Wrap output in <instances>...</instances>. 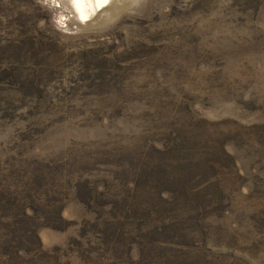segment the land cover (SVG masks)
Returning <instances> with one entry per match:
<instances>
[{
  "label": "rangeland",
  "instance_id": "obj_1",
  "mask_svg": "<svg viewBox=\"0 0 264 264\" xmlns=\"http://www.w3.org/2000/svg\"><path fill=\"white\" fill-rule=\"evenodd\" d=\"M93 1L0 0V202L31 195L64 219L26 252L0 247V264H126L107 237L139 241L147 213L168 222L189 201L168 196L192 194L223 146L225 205L202 211V233L165 224L144 264H264V3ZM98 192L116 216L83 199Z\"/></svg>",
  "mask_w": 264,
  "mask_h": 264
},
{
  "label": "trees",
  "instance_id": "obj_2",
  "mask_svg": "<svg viewBox=\"0 0 264 264\" xmlns=\"http://www.w3.org/2000/svg\"><path fill=\"white\" fill-rule=\"evenodd\" d=\"M253 3H256V5H258L256 8V13L258 14L259 10L263 6L262 4L264 3V0H255ZM193 113L195 112L193 111ZM182 139H185V138L181 137L179 140H182ZM225 148L226 147L224 146L220 148L217 156L214 157V160L208 166H205L204 169L202 170V173L197 174L195 178L192 180L190 184L191 189H192L191 190L192 194L179 195V193H177V194L168 196V199L166 200L177 201L178 197H182V198L187 197L186 200H189L188 202H186L187 203V205H185L186 208L185 206H184V209L182 210L179 208V211L181 212H179L177 208L172 211L168 210V211L162 212V213L171 212L170 215L167 217V218H170L168 222H163V220H159V219L157 220L156 217L151 216V213H147L148 215L146 217H144L142 220H139L137 222L138 232H139V241L137 242H136V238H134L130 242L125 243V237L130 234V231H127L124 233L122 232L121 234L123 235L122 240L116 239V238L111 239L107 237L106 234L104 233L107 239H109L110 241H113L114 245L115 244L118 245L117 247H115L116 249L114 248V246H112V252L115 254L114 256L116 255L119 256V254L117 253H120V255H122V257H124V259L127 260L128 264L151 263L152 261L151 260L148 261V260L152 259V256L154 255L155 250L156 251H159L161 249L165 250L164 244L159 245L158 247H156L155 245L159 243L158 240L164 237V235H170V232H167L166 227L163 229L164 232L161 231L162 230L161 228L165 224H168V223H170L171 226L180 227L181 232H182L180 235L184 233L186 237L187 235H189V232L192 230L198 233H202L203 230L201 229L204 227V220L206 217L204 216V214L207 213L208 216L211 215L213 207L216 208L222 203L225 205V202L227 201V197H229L227 195L223 197L225 192L222 187V177H221V169H222L221 168L222 167V163H221L222 157L221 156H228V157L230 156L229 152L225 150ZM107 164H108V161H107ZM210 167H216L218 169V172H216L213 175H210V170H211L209 169ZM234 167H236L235 162H234ZM133 178L137 179L136 177H133ZM138 181L143 182L141 180H138ZM132 183L135 184V188H136L133 190L135 194L132 195V197L135 198L136 194L138 193V189L144 184V182L142 183V185L138 184L136 181H132ZM78 186H80V184L77 185V188ZM84 190L85 189H81L80 191H77V192L81 193ZM86 190H89V188L88 189L86 188ZM98 194L103 197L102 193L98 192ZM88 195H89V199H86V198H83V199H85L88 203L89 201L99 202L102 207L101 208L102 214L106 212L108 216H116L115 215V209H116L115 205H116L117 200H115V203H114L111 201L114 198L107 199L103 197L104 199L96 201L92 193L91 194L88 193ZM10 198L12 199H3L2 200L3 202H0V205L3 203V204H7L8 206H12L14 208L22 207V211L20 213H11L12 215L11 214L10 215L9 214L0 215V247L2 249H4L3 247L5 245L9 246L12 249L15 246H18V248H14V251H16L15 254L19 255V253L26 252L27 244H33L34 243L33 241H36V243L39 244V228H41V225H40L41 221H45L46 219L47 221H53V225H56V223H61L64 220L61 216V212L60 213L58 212V213H55L54 215H49V216L47 213H45V214H42L43 216L38 217L34 210L37 204L35 202V199L32 198L31 195H26L25 197H22V198L16 195L15 196L11 195ZM192 201H194V204H191ZM166 203L170 206L173 205V202H166ZM47 206L50 207L51 204H48ZM157 210L159 209H156V211ZM203 210L206 211L204 214H202ZM126 211L133 213L130 209L129 210L126 209ZM223 211H225V209ZM181 215H183L184 217L181 218L180 217ZM148 216L151 217L156 222L151 223L149 218H147ZM34 218H36V220ZM177 219H182L185 225L181 227ZM175 221L177 222V224H175ZM194 222L197 224L195 227H194L195 225ZM155 235H160V237L156 238ZM134 236L136 237V232L134 233ZM202 236H205V233L202 234ZM130 237H131V234L128 238L130 239ZM168 240H169L168 238H162L160 242H165ZM41 247L42 246L40 243V249ZM93 249L97 253V255L100 252L105 253L106 246L102 242V239H100V241L98 242V247L93 248ZM135 249H137L136 256L133 255V253H135L134 252ZM139 251L144 253V258L142 260L143 263H140L141 261L138 262V258L140 255ZM167 264H168V261H167ZM182 264H186V263H182Z\"/></svg>",
  "mask_w": 264,
  "mask_h": 264
},
{
  "label": "bare ground",
  "instance_id": "obj_3",
  "mask_svg": "<svg viewBox=\"0 0 264 264\" xmlns=\"http://www.w3.org/2000/svg\"><path fill=\"white\" fill-rule=\"evenodd\" d=\"M77 1V3L79 2L80 3V6H82L81 8H82V11H85V8L86 7H84V4H83V0H76ZM106 0H98V2L96 3V5L98 4V6H100L101 4L103 5V2H105ZM82 3V4H81ZM90 4H91V0H90ZM91 5H94V1L92 0V4ZM80 8V7H79ZM96 9V8H95ZM98 10V9H97Z\"/></svg>",
  "mask_w": 264,
  "mask_h": 264
}]
</instances>
